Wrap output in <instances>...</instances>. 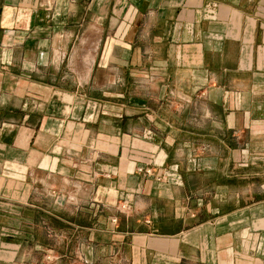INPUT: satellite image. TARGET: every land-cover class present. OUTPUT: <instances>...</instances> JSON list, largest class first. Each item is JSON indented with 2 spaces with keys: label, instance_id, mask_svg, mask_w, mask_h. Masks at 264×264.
I'll use <instances>...</instances> for the list:
<instances>
[{
  "label": "crops",
  "instance_id": "1",
  "mask_svg": "<svg viewBox=\"0 0 264 264\" xmlns=\"http://www.w3.org/2000/svg\"><path fill=\"white\" fill-rule=\"evenodd\" d=\"M0 264H264V0H0Z\"/></svg>",
  "mask_w": 264,
  "mask_h": 264
},
{
  "label": "built area",
  "instance_id": "2",
  "mask_svg": "<svg viewBox=\"0 0 264 264\" xmlns=\"http://www.w3.org/2000/svg\"><path fill=\"white\" fill-rule=\"evenodd\" d=\"M140 170L144 171L147 174H151V172H152V169H150V168H141Z\"/></svg>",
  "mask_w": 264,
  "mask_h": 264
}]
</instances>
